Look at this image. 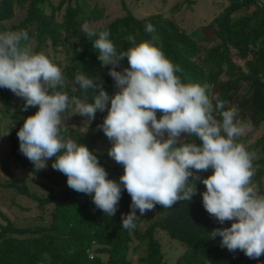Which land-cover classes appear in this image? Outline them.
Segmentation results:
<instances>
[{"label":"trees","instance_id":"1","mask_svg":"<svg viewBox=\"0 0 264 264\" xmlns=\"http://www.w3.org/2000/svg\"><path fill=\"white\" fill-rule=\"evenodd\" d=\"M186 1L189 7L193 6L192 0ZM121 2L125 15L108 24L92 27L103 20L105 10L98 5L88 6L86 0H0V32L26 30L27 43L35 52L43 53L44 49L52 48L55 53H61L63 57L54 58V62L68 78L64 90L70 97L92 102V90L85 93L74 81L77 71L99 78L98 82H103V88L110 96L118 89L108 74L111 66H101L92 40L82 31L83 25L88 24L97 31L108 29L117 49L123 50L129 46V35L135 36L137 42L151 39L144 29L145 25L152 24L159 38L158 45L173 63L181 67L183 71L178 75L185 82L212 85L213 93L227 101V106L238 109V119L245 123L251 121L252 133L263 131L254 144L245 147L259 156L253 162L256 174L252 186L256 185L259 193L264 194L262 0H223L220 13L212 21L192 30L183 28L173 17L162 13L139 17L129 9L125 0ZM17 10L25 13L23 19L6 25ZM235 58L243 64H238ZM126 66L125 60L117 70ZM17 97L12 91L0 88L4 115L12 116L8 125L10 155L24 177L20 180L12 167L2 162L8 181L0 186L14 189L19 196L28 198L36 206L37 216L34 225L19 227L0 209V264H134L131 253L140 248H144L145 253L140 258L142 264H264V255L250 259L240 250L230 252L221 247L220 236L211 238L214 229L230 227L231 222L220 224L205 211L201 193L206 189L200 180L196 181L197 191L191 201L177 202L172 208L156 205L158 217L144 230L141 225L148 221L145 215L136 218L135 229H123L122 216L131 210V197L126 190L122 191L115 215L110 217L96 208L91 195L78 193L67 186V177L51 166L54 158L48 168L38 170L20 152L17 132L24 119L37 109L30 107L23 111L25 102L21 98L18 111L13 114ZM72 112H66L64 118ZM106 115V110L97 111L92 121L80 117L83 124L62 127H67L68 136L94 151L108 178L118 182L123 167L109 157L111 146L101 142L106 136L99 125ZM160 115L158 112V118ZM250 139L253 134L241 137L240 142L244 144ZM211 174V168L198 173L201 178ZM38 179L41 180L42 193L32 190L29 185V180ZM159 232L185 248L174 263L166 259L164 247L157 237Z\"/></svg>","mask_w":264,"mask_h":264},{"label":"clouds","instance_id":"2","mask_svg":"<svg viewBox=\"0 0 264 264\" xmlns=\"http://www.w3.org/2000/svg\"><path fill=\"white\" fill-rule=\"evenodd\" d=\"M144 30L151 39L137 42L129 35V46L118 50L108 29L83 25L101 66H111L108 74L118 89L110 96L99 78L77 71L74 81L83 92L92 90V102L68 95V78L32 49L26 30L0 32V88L22 98L23 111L37 109L17 132L20 152L38 170L54 158L51 166L67 177V186L91 195L96 208L110 217L126 190L131 197V210L122 216L126 230L135 229L137 210L144 215L156 205L172 208L191 201L200 180L205 211L220 224L231 222L214 229L211 238L220 236L221 247L259 259L264 255V194L252 186L256 153L240 142L251 121L238 119V109L227 106L212 85L185 82L178 75L181 67L158 45L155 27L147 24ZM125 60L127 66L117 70ZM69 110L89 121L97 111H107L99 128L111 141L109 157L123 167L118 182L108 178L94 151L67 135L62 124ZM210 168L206 178L198 175Z\"/></svg>","mask_w":264,"mask_h":264},{"label":"rangeland","instance_id":"3","mask_svg":"<svg viewBox=\"0 0 264 264\" xmlns=\"http://www.w3.org/2000/svg\"><path fill=\"white\" fill-rule=\"evenodd\" d=\"M127 6L139 17H146L155 13H162L167 17H173L183 28L187 30H192L200 26L208 24L214 19V17L220 13L223 0H192L194 2L192 7L188 6L186 0H125ZM88 6L98 5V7L103 8L104 17L103 20L96 22L92 27H96L100 24H108L112 20L121 17L126 14L125 9L121 0H86ZM264 3V0H262ZM25 13L23 11L17 10L15 17L6 22V25L10 26L14 23L19 22L23 19ZM34 49V47H32ZM43 53L48 56L52 62L54 58H61L63 55L61 53H55L52 48H46L43 50ZM235 61L238 64H243L242 61L235 58ZM246 90V86L243 88V91ZM21 98L17 97L13 107V114L18 111L19 102ZM79 115H74L72 112L70 115L65 116L64 123L62 125H78L83 124L80 120ZM12 119L11 115L5 116L4 109L0 104V183H5L8 181V176L2 168V162L7 163L12 167L15 174L20 180L23 179L24 174L14 163L10 150L11 146L8 140V125ZM82 119V118H81ZM86 123V121H84ZM86 126V125H85ZM253 132V129H248L245 131L242 138H246L249 134H253V139L244 142V145H251L256 142V140L261 136L262 130ZM101 142L112 146L111 141L107 137H102ZM256 158H259L256 153ZM51 159L47 163V168L49 167ZM41 180H29V185L32 190L38 191L40 193L44 192L43 188L40 185ZM254 189L258 191L256 185ZM259 192V191H258ZM0 209L6 213L12 220L16 222L19 227L31 226L36 223L35 218L37 216L36 206L28 198L19 196L14 189H6L0 186ZM137 217L143 216L139 213H136ZM148 217V221L142 223L141 227L144 230L147 225L158 217L157 211H148L144 214ZM1 221V218H0ZM157 237L160 239L164 247V252L166 254V259L174 263L185 251V248L178 242L170 241L169 237L159 232ZM144 248H140L137 252L131 253V259L134 264H142L140 258L144 256Z\"/></svg>","mask_w":264,"mask_h":264}]
</instances>
